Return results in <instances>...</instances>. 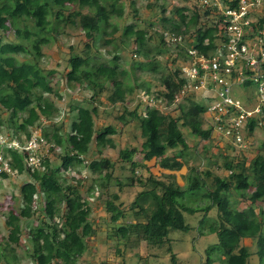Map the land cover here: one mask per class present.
Returning a JSON list of instances; mask_svg holds the SVG:
<instances>
[{
  "label": "trees",
  "instance_id": "1",
  "mask_svg": "<svg viewBox=\"0 0 264 264\" xmlns=\"http://www.w3.org/2000/svg\"><path fill=\"white\" fill-rule=\"evenodd\" d=\"M105 1L0 0V131H5L3 134L7 140L15 138L22 141L31 136L33 128L39 127L41 135L38 141L50 144L49 152L58 159V164H54L48 157H42L38 167H31L26 163L29 151L0 144L2 156L8 159L10 168L17 174L28 176L19 186L18 211L8 210L5 220L9 228L6 246L11 247L12 243L20 240V220L32 217L39 207L40 225L30 228L27 237L31 246L28 255L31 263L78 264L88 247V239L95 234L89 218L91 207L80 189V186H84L87 192L95 187L101 189L99 199L109 214V221L114 224L110 235L123 242L125 247L134 236L137 241H145L152 248L167 244V251H171L169 231L187 232L190 229L184 221V212H207L214 207L216 218L202 227L200 233H214L218 238L217 243L206 249L205 264H211L216 259L220 264H251L252 256L257 258L258 264H264V210L261 208L264 202V140L259 145L262 150L255 153L248 164H245L244 158L225 152L221 154L222 163L216 165V169L225 171L224 174L214 173L210 168L190 166L186 168L185 184L180 185L176 181L175 171L182 167L188 150L181 127L188 128L193 135L204 140H210L212 134V126L203 127L204 106L192 99L182 98L181 91L186 79L181 75L180 68L182 59L187 58L183 44L174 47L171 62L175 68L159 75L162 89L151 90L143 82L135 85L154 103L146 100L141 109V99L137 98L136 105L126 110L130 118L139 120L143 139L139 148L126 146L118 152L120 160L129 163L131 175L125 177L127 182L123 183L111 175L113 163L106 157L88 161L86 167L93 176L87 185H83L82 179L76 180V185L65 184L60 179L59 168L66 171L77 164L81 165L91 142H94L95 151L99 154L105 147H114L110 135L115 133V128L112 125L102 128L94 125L99 97L106 92L108 102L122 103L133 90L126 82L129 76H137V71L159 73L155 57L167 53L168 46H172L166 42L165 32L181 35L182 38L193 37L196 41L194 47L203 53L215 47L217 28L211 23V11L206 9L201 12L193 5L189 15L188 7L181 5L169 10L175 16H166V8L161 5L162 28L151 31L152 36L147 34V30L136 28L133 23L123 27L121 36L124 41L121 39V46L129 48L136 58L128 69L120 68L116 52L106 62L99 61L97 58L101 55H96L97 50L91 53L92 46L103 37L101 43L104 46L114 42L113 35L117 28L110 20L114 15L123 14L121 6L115 7L114 2L106 6ZM68 24H74L88 40L82 51L71 50L66 59L69 67L64 74L66 83L68 86L75 83L85 85L91 94L83 99V103L69 108L76 115L66 132L62 123L52 121L57 109L44 96L45 93L56 94L47 80L52 71L44 73L38 58L41 56V46L48 43L53 34L64 33L62 28ZM10 30L18 41L2 42V34ZM151 39H155L154 51L146 45ZM151 52L152 55H149ZM21 53L32 55V59L18 61L16 56ZM106 82L110 83L109 87H106ZM176 95L180 96L179 101H174ZM162 100H165L164 105ZM42 117L49 120L50 131L40 121ZM118 119L124 124L128 122L122 114ZM260 121L262 119L258 116L248 117L242 129L245 131L243 137L250 136L256 127L262 126ZM225 144L227 148L233 146L228 139ZM57 148L61 149L60 153H56ZM169 149L176 150L172 157L167 155ZM138 150L142 152L140 161L134 159ZM151 160L162 170V175L151 173L148 165ZM137 168L148 174L136 175ZM7 176L5 171L0 172V177ZM111 180L119 191L123 186L133 187L135 182L141 187L127 208L123 207L119 193L109 195ZM193 190L203 192L202 198L209 200L205 206L194 208L183 204L185 193ZM231 196L241 201L243 207L233 205ZM115 201L120 205H115ZM34 202L37 205L34 206ZM127 210L132 212L133 221L119 223L120 219L125 218ZM245 238L254 241V251L242 243ZM214 252L217 256L213 260L211 255ZM0 260L3 264H18L19 257L12 249L7 254L0 244ZM171 260L177 264L173 253ZM86 264L97 263L89 261ZM119 264H124V259Z\"/></svg>",
  "mask_w": 264,
  "mask_h": 264
},
{
  "label": "rangeland",
  "instance_id": "2",
  "mask_svg": "<svg viewBox=\"0 0 264 264\" xmlns=\"http://www.w3.org/2000/svg\"><path fill=\"white\" fill-rule=\"evenodd\" d=\"M111 2H114L115 7L121 6L123 11L122 16L114 15L110 20L111 23L116 24L117 28L113 35L114 42L104 46L101 43L104 37L100 38L95 42V46H92L91 53H95L94 51L97 50V53L99 54L96 53V55H101V57H98L97 59L99 61L106 62L113 55V53L116 52L120 68L123 67L125 69H128L134 59H136L129 48H122L121 46V41L123 40L121 33L125 25L133 23L136 28L147 30V34L149 35L151 34V31H159L162 28L160 23L161 5L166 8V16H175L169 12L171 8L181 5L186 6L189 9L188 14L190 15L194 4V0H106L105 5L108 6ZM83 11L86 12V9H83ZM62 29L64 33L56 34L55 36L53 34L49 42L41 46V56L38 58V64L44 73H47L49 70L52 71V73L47 76V80L50 86L56 90V94H44L47 99L52 101L53 105L57 109L56 115L52 118V121L62 123L64 131L68 132L70 129V123L76 115V113L69 110V108L81 103L83 99H87L91 94V91L85 85L79 86L76 83L73 86H68L64 74L69 67L66 65L65 61L69 57L71 50L74 52L82 51L84 43L88 39L87 36L76 28L74 24H68ZM2 35V42H8L14 39L11 30ZM106 38L111 37L106 36ZM154 40L155 39H151L150 41L148 40L146 44L152 51H154L155 48ZM14 41H18V39H14ZM183 45L185 46L184 43ZM70 47H72V49ZM174 47L176 46H168L167 53L155 57L159 67V73L137 71V76H129L127 78L126 82L133 87V90L132 93L126 96L122 103L111 104L108 102L105 99L107 94L106 92H103L100 95L98 101L99 110L98 115L94 117V125L97 128H102L106 125H112L115 128V133L110 135L113 140L114 147H105L99 154L95 151L94 142H91L86 157L84 156L85 158L81 165L77 164L71 170L66 171H64L61 167L59 168L58 174L60 175V179L63 183L65 182V184L76 185V180L82 179L83 185L89 184L91 176L93 175L90 174L86 165L90 159H98L99 157H106L110 159L113 163L112 168H110L111 175L119 178L123 183L127 182L125 177L131 175L129 163L120 160L118 152L126 146L139 148L143 139L140 135L139 120L137 118H130L126 110H131L136 105L137 98L141 99V109L144 101H146V95L143 94L144 91L141 90V88L136 87V83L143 82V85L148 84L151 90L162 89V86L159 83V75L161 72L165 73L175 68V65L171 62V58L174 55ZM149 55H152V52ZM16 57L18 61L32 59V55H25L23 53L17 55ZM139 59L142 60L141 57ZM109 86L110 83L106 82V87ZM233 88L236 92H238L237 94L241 99L246 98L251 103L250 104L248 102L247 106L251 107V105L254 106L257 103L258 96L255 83H251L247 87L240 85L234 86ZM205 95V93H197L196 95V93L190 92L187 96H185L186 98L197 101L198 103H201L202 106H205L207 99ZM151 103L152 102H150V104ZM161 103L164 105L163 103H165V100H162ZM85 106H87V104H85ZM121 114L125 116V119H128L126 124L118 119V116ZM202 116L204 118L203 127L205 128L211 126L209 117L203 113ZM261 119L262 126L256 127L253 134L245 137V141L242 146L232 144L233 146L229 148H227L225 144L226 137L222 136L219 132H216L217 130L214 131L212 129L210 140H204L193 135L188 128L181 127V131L188 145V150L186 156L183 158L182 167L175 171L177 183L180 185L185 184L186 168L190 166H196L200 169L210 168L214 171V173L220 175L224 174L225 171L216 169V165L222 163L221 154L225 152L231 156L237 155L240 158H244L245 164H248L255 153L262 150L259 145L261 141L264 140V114L261 115ZM40 121L46 129L49 131L51 130L48 126L49 120L42 117ZM3 133H5V131L1 130L0 136L2 139H6V136ZM40 133L41 129L39 127L37 129L33 128L28 141L25 139L22 141L16 139V142L25 143L29 147H32V149L36 148V150H38L37 158H28L29 164L32 162L33 164H38L40 158L42 157H48L50 162L58 164V159H56L55 154L49 152L50 144L45 143L42 138V144H39L35 140L37 135H41ZM244 133L245 131H242L243 136ZM21 136L24 137L23 134H21ZM13 145H16V143L14 142ZM55 151L56 153H60L61 149L57 148ZM175 151V149H169L167 150V155L172 157ZM0 153H2L1 150ZM141 157L142 152L138 150L134 159L140 161ZM214 162H216V164H214ZM148 165L152 174L157 176L162 175V170L154 165V160L149 161ZM11 172L12 173L7 177H0V244L3 246L7 254L11 253V249L13 250V253L19 257L18 264H32L28 257L31 246L27 237L29 235L30 228L40 225L39 207L32 217L20 220V240L15 244L12 243V248L10 246L7 247L5 244L9 231V228L5 225L8 210L13 209L18 211V207L20 205V200L18 199L19 186L20 183L28 179V176L24 173L17 174L13 170ZM135 173L136 175L142 173V176H146V174H148L143 169L139 168L135 170ZM110 183L111 185L108 189L109 195L113 192L119 193L120 201L122 202L123 207L126 208L133 200L136 191L141 189V187L135 182L133 187L128 188L123 186L122 190L119 191L118 187L115 186V183H112V180ZM80 189L82 195L87 197L91 207L89 218L95 228V234L93 237L88 239V247L79 258L77 262L78 264H85L89 261L97 264H101L103 262L108 264H119L122 259H124V264H173L171 260L172 253L176 257L177 264H205L207 257L206 249L218 241V238L214 233L205 232L204 234H200L202 227H205L207 223H210L216 218V209L213 207L207 212L196 211L192 214L184 212V221L189 225L190 229L187 232L179 230L169 231L168 237L170 239L169 246L171 251H167V244H164L161 247L152 248L145 243V241H137L134 236L131 237L130 244L125 247V245L122 244L123 242H119L114 235H110L113 233L112 226L114 224L109 221V214H107L102 200L99 199L101 189L95 187L91 192H87L84 186H80ZM105 192L107 193V191ZM202 193L203 192L201 190L187 191L182 199L183 204L194 208H201L205 206L209 200L202 198ZM118 201L114 202L115 205L119 204L120 201ZM230 201L238 208L243 207V203L236 197L231 196ZM35 205H37L36 202H34V206ZM261 208L264 210V202L262 203ZM124 221H133L132 212L127 210L125 218L120 219L118 222L124 223ZM242 243L249 246L250 249L254 251V241L252 239L245 238L242 240ZM116 250H119V252ZM213 254L214 255H211V258L214 260L217 253L214 252ZM0 261V264H3V261ZM250 262L251 264H258V260L255 256L250 258ZM211 264H220V261L216 259Z\"/></svg>",
  "mask_w": 264,
  "mask_h": 264
},
{
  "label": "built area",
  "instance_id": "3",
  "mask_svg": "<svg viewBox=\"0 0 264 264\" xmlns=\"http://www.w3.org/2000/svg\"><path fill=\"white\" fill-rule=\"evenodd\" d=\"M193 5L201 12L206 9L211 11V23L216 25L217 31L215 47L207 53L194 47L196 41L191 36L182 38L181 35L164 33L168 44H185L187 58L182 59L180 68L181 75L186 79L182 98L190 92L205 93L204 114L209 117L212 129L232 144L242 146L245 141L242 129L246 119L250 116L261 119L264 114V0H194ZM251 83L256 84L258 101L249 107V101L241 99L233 87H247ZM179 99L180 96L176 95L174 101ZM146 100L154 103L147 95ZM38 137L35 140L41 144ZM16 141L0 136V144L29 151L27 165L37 166L33 162L29 164L28 158H37L38 150ZM14 142L16 145H13ZM1 171L8 175L12 173L8 159L2 153Z\"/></svg>",
  "mask_w": 264,
  "mask_h": 264
},
{
  "label": "clouds",
  "instance_id": "4",
  "mask_svg": "<svg viewBox=\"0 0 264 264\" xmlns=\"http://www.w3.org/2000/svg\"><path fill=\"white\" fill-rule=\"evenodd\" d=\"M13 139H15V138H13ZM13 139H11V140H13ZM26 140H28V139H26ZM20 143V142H19Z\"/></svg>",
  "mask_w": 264,
  "mask_h": 264
}]
</instances>
